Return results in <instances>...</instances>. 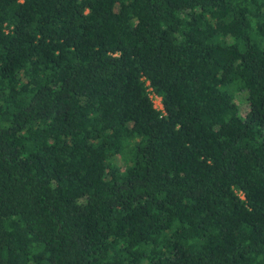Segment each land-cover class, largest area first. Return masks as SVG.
I'll return each mask as SVG.
<instances>
[{"label": "trees", "instance_id": "obj_1", "mask_svg": "<svg viewBox=\"0 0 264 264\" xmlns=\"http://www.w3.org/2000/svg\"><path fill=\"white\" fill-rule=\"evenodd\" d=\"M0 264H264V0H0Z\"/></svg>", "mask_w": 264, "mask_h": 264}, {"label": "rangeland", "instance_id": "obj_2", "mask_svg": "<svg viewBox=\"0 0 264 264\" xmlns=\"http://www.w3.org/2000/svg\"><path fill=\"white\" fill-rule=\"evenodd\" d=\"M153 102L157 107L161 106L160 97L152 93ZM236 100L240 103V107L243 110L245 108V92L238 91L235 94Z\"/></svg>", "mask_w": 264, "mask_h": 264}]
</instances>
